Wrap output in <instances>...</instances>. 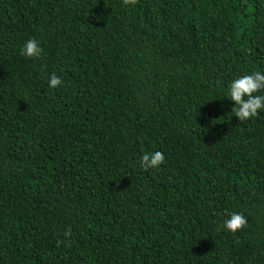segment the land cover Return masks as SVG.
Listing matches in <instances>:
<instances>
[{
    "label": "trees",
    "instance_id": "trees-1",
    "mask_svg": "<svg viewBox=\"0 0 264 264\" xmlns=\"http://www.w3.org/2000/svg\"><path fill=\"white\" fill-rule=\"evenodd\" d=\"M257 70L264 0H0V264H264Z\"/></svg>",
    "mask_w": 264,
    "mask_h": 264
},
{
    "label": "clouds",
    "instance_id": "clouds-1",
    "mask_svg": "<svg viewBox=\"0 0 264 264\" xmlns=\"http://www.w3.org/2000/svg\"><path fill=\"white\" fill-rule=\"evenodd\" d=\"M19 53L23 57L38 58L42 48L37 39L29 38L23 42ZM47 83L50 88H56L61 84V79L52 73ZM223 94L232 102L231 113H234L239 121L255 117L259 111H264V72L257 70L236 76L229 81ZM164 160L165 156L159 150L146 151L139 156L140 166L145 169L157 168ZM246 222L242 212L234 211L226 215L222 221V227L235 233L242 229ZM69 231H66L64 235H69Z\"/></svg>",
    "mask_w": 264,
    "mask_h": 264
}]
</instances>
